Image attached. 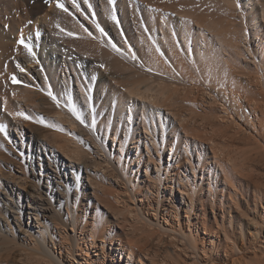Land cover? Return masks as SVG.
Returning <instances> with one entry per match:
<instances>
[{
  "label": "bare ground",
  "instance_id": "bare-ground-1",
  "mask_svg": "<svg viewBox=\"0 0 264 264\" xmlns=\"http://www.w3.org/2000/svg\"><path fill=\"white\" fill-rule=\"evenodd\" d=\"M164 1L0 0L1 16L19 14L18 23L13 21V25L17 27L20 35L25 34L28 29H32L34 34L42 33L43 36L49 32L47 38L43 37V46L40 48L44 51L45 45L50 47L45 57L47 68H39L35 77L43 79V84L52 80L48 92L52 99H41V106H52L54 109L51 116L54 120L68 122L72 131V134L64 137V145L70 147L63 149L57 143L58 148L53 150L54 157L60 159L64 172L67 166L72 168L73 183L79 189L82 186L92 187L93 195H99L100 189L103 202L109 201L112 194L116 201H112L116 204L112 206L111 212L107 211V217H104L97 209L91 214L86 210L80 215L75 210L77 202L71 208L67 200V207L65 210L61 207V212H58L60 214H57L60 216L56 217L54 208L42 205V193L36 194L40 191L38 186L35 185L38 187L35 192H27V203L20 205L18 216H15L14 212L11 216L20 221L19 230L22 232L23 244L27 245L33 254L38 255L44 264H175L173 254L180 258L189 256V253L200 256L201 249L205 253L204 242L208 238L211 244L209 247H212L216 239L225 238L229 247L238 252L243 250L238 245V235L247 233L251 238L263 240L264 173L253 172L257 170L255 166H264V146H260L254 156L251 152L258 147L254 149L242 145L241 148L234 142L230 143L232 147L235 146L233 149L229 146L222 147L211 136L208 137V145H205L198 137L190 136V130L197 124L200 125L199 117L195 114L197 111L189 109L183 112L179 107H165H173L175 104L180 106V101L187 99L184 88L165 83L163 80L156 81V78H163L173 69L179 73L183 72L182 67L177 68V65L175 68L174 64L175 61L178 64L180 58L204 72L211 73L215 69L218 73L217 69L222 68L227 70L226 73L220 75L223 73L221 70L219 75H215L214 84L211 80L206 84L213 87L220 99L229 102L235 111L241 107L242 101L248 102L259 119V113L264 115V0H217L233 14L239 12L243 20L242 26L236 29L234 34H229V37L227 33L219 31L220 29L214 33L215 26L213 29L203 22L202 24L200 21H192L187 12L167 9ZM115 8L122 14L125 27L130 17L133 21H141L139 14H149L146 20L152 31L151 36L144 35L140 28L133 34H128L131 36L130 40L137 44L138 50L134 49L127 39L114 42L102 31L101 24L108 18L112 19L111 10ZM81 9L86 10L83 14L88 12L87 14H104L102 17L109 16L101 19V23L100 18L94 20L97 26L94 31L96 37L100 42L112 46L114 51L128 57L127 59L135 56L142 66L152 72L154 75L151 80H143L147 81L146 86L141 85L142 78H138L139 82L138 79L135 80L137 84L130 82L126 84L125 90L120 89L121 81L116 75L118 72L113 74L106 68L105 71L95 68L94 58L77 56L71 48L60 44L56 37L50 34L58 31L57 21L61 24L65 20L61 18V14H78ZM84 17L83 22L88 23L90 19ZM87 43L83 44L89 45ZM4 47L7 49L8 44ZM164 52H167V55ZM171 58L175 60L174 63H171ZM64 67L76 75L77 86H74V83L72 85L73 81L67 72H64ZM61 71L63 76L60 75ZM97 72L99 81L93 88ZM132 73L125 77L132 78ZM86 74L92 77L91 80L86 79ZM125 77L124 79H127ZM60 82L67 90L65 96L69 101L65 97L59 104ZM26 87L20 91L23 92L22 97L16 95L21 97V101L39 95L40 91L36 94L30 84ZM93 91L94 96L95 93H100L99 96L96 95L95 101L92 99ZM206 93L210 98L216 97L211 92ZM7 96L4 98L5 103L12 104L11 98ZM80 99L87 101V108L93 112L98 105H108L110 111L104 122L105 138L109 137L113 143L114 150L111 153L117 164L115 167L107 158L95 161L92 165L88 163L87 157L85 158L86 148L83 149L77 141V129L72 120L74 116H80L77 110V102ZM219 107L228 113L229 108L225 104L222 103ZM1 118H4L3 122H10V118L2 114L0 122ZM231 118L221 116L222 124L211 126L216 132L218 129L220 131L222 126L223 132L228 131L230 126L231 129H241L238 128L236 119ZM12 122L19 124L14 118L9 126H12ZM224 122H230L231 125L228 127ZM90 136L92 138L91 134ZM54 142L56 143L55 140ZM101 151L100 148L99 152ZM234 151H237V154H234ZM73 162L74 164H71ZM245 169L251 172L246 175ZM9 174L15 182L13 189L17 188L19 197L25 194V189L19 185V181L23 180L25 183L26 177L12 171ZM102 180L109 181L114 190L108 189ZM129 199L139 200L141 203H138V207L132 206L128 203ZM49 214L60 222L55 220L54 226L48 223ZM24 215L30 216V219L23 221ZM4 219V227L15 233L16 227H12L10 219ZM68 228H71L73 233H70ZM50 242L54 248H58L57 254L51 249ZM23 244L21 246H24ZM1 245L0 241V247ZM169 247L174 248L173 254L169 252ZM166 250L169 252H166L167 255L163 253ZM258 258L264 264V258ZM0 264H4L1 259Z\"/></svg>",
  "mask_w": 264,
  "mask_h": 264
},
{
  "label": "rangeland",
  "instance_id": "rangeland-1",
  "mask_svg": "<svg viewBox=\"0 0 264 264\" xmlns=\"http://www.w3.org/2000/svg\"><path fill=\"white\" fill-rule=\"evenodd\" d=\"M165 1V7H167V9L170 8L177 11L187 12L189 13L188 15L190 19H193L192 21H200L201 23L203 22L204 25L210 26L213 29L215 26L216 29L213 30L214 33L215 31L217 33V29H220L219 31L227 33V37H229V34H234L235 30L242 26L243 20L241 18V14H239V12H237V14H233L217 0ZM84 11L86 10L81 9L78 14H61V18L65 19L61 24L59 21H57V24L60 25H57V27H59V29L61 30L58 29L56 33L53 32L50 34L54 35L58 42H60V44L66 45L67 48H71L77 56H88L92 59L94 58L93 60L96 64L94 66L95 68H101L102 71H105L107 69L113 74H116L118 72V74L116 75L121 81L119 83L120 89L122 88L123 90H125L128 83H136L135 80H137L138 78H142V81L149 79L151 80V76L154 74L148 71L146 67L142 66L135 56L129 57V59H127L128 57H126L125 55L122 56V54L114 51L112 49V46H108L100 42V40L96 37L94 31L97 26L94 20L100 18L99 21L101 23L102 20L108 18L109 16L102 17V15L104 14H87L88 12H86V14H83ZM111 11L113 12H111L112 19L108 18L107 20H104V24H101V29L106 34V36L114 42H119L121 40L123 41L124 39H127L128 41H130L131 46L134 49L138 50V48L136 47L137 44L133 43L130 40L131 36H129L128 34H133L135 30H138V28H140L142 32L144 31V35H152V31H150L148 27V20H146L149 14H146L145 12L139 14L141 21H133L132 17H130L129 22L125 27L124 20L122 19V14H119V9L115 8ZM86 15L88 17V20L90 19V22L88 21V23L83 22V17ZM7 16L6 14H2V16L0 14V114L10 118V122L8 123H6L5 121L3 122L4 118H1L0 122V129H2V131H0V241L2 243V247H0V259L2 260V262H4V264H44V261L38 255L33 254V252L27 247V245L25 246L23 244L24 240L21 238L22 232L21 230H19L20 221L11 216L13 212L14 214H16L15 216L19 215L18 208L23 203H27V200L29 199L26 194L27 192H35V188L39 187L38 189L40 191H38V193L36 194H39V192L42 193L43 200L41 201L42 203H44L42 205L54 208L56 211V213L54 212V214H56V217L60 216L57 214H60L58 212L60 211L61 207L64 208V210L65 207H67L65 206L67 200L70 203L69 207L72 206L71 208H73V206H75L77 202L75 210L76 212L78 211L80 215H82V213H85L84 211L86 210L91 214L93 211H95V209H97V211L103 214L104 217H107L108 212H111L113 210V207L116 204L114 202L116 201H114L115 197L112 194L109 201L106 200V202H103L100 198V194H102L100 189H98V191L100 192L99 195H93L94 191L92 187L85 188V186H82V188L79 189L77 185L73 183L72 168L70 166H67L65 168L66 172H64L60 159L54 157L53 150L55 149V147L58 148L56 146L57 143L58 145H61L63 149L70 147L64 145V137H68L69 134H72V131L68 127V122H58L54 120V118L51 116V111L54 109L52 106H41V101L44 98L52 99L51 94H48V92H50L49 83H53L52 80H50L49 83L47 82V84H43V81H41L43 79L35 77V74L37 71H39V68H47V61L45 57L47 56V51L50 47L45 45L44 51H42V49L40 48L41 46H43L41 45V43H43V39L48 37L49 32L48 34L46 33L43 36L42 33L38 32L39 34H34L32 29H28L26 32L27 34L23 33V35H20L17 27L13 25L15 21H17L18 23L20 18L18 17L19 14H7ZM87 17L84 18L87 19ZM65 29L68 30L66 31L67 33L63 31ZM18 33L20 37L18 36ZM2 39H4L3 41H5L4 45L8 44L7 49L4 47ZM21 40H23V43L20 42ZM91 40L93 41V43H89V41L91 42ZM37 41H39L40 45H38ZM84 42H88L87 44L89 45L85 46V44H83ZM25 44L28 45V47H25ZM90 44L93 45L91 46ZM218 46L219 44L217 45V48ZM2 48L4 51L2 50ZM164 53L166 54L167 52ZM170 60L171 63H174L175 61L172 58ZM174 64L175 68L177 65V68L182 67L183 72L179 73L174 69L173 71L169 70L166 76H163V78L160 77L162 79L156 78V81L163 80L165 81V83L177 85L182 89L184 88L187 99L183 102L180 101V106L175 104L173 105V107H165L171 109L179 107V109L184 110L183 112L189 109H194L195 111H197L195 112V114L197 117H199L200 125L197 124L193 127V129L190 130V136L198 137L199 140L205 142V145H208L209 142L207 140L208 137L211 136L215 138L217 144L222 145V147L229 146L231 148L232 146L230 143L233 142L236 143V145H240L241 148H243L242 145H245L244 147H258L257 149L254 148L255 150L251 152L255 156V153L259 150V147L262 145L264 146V115L262 113H259V119H257L256 114L246 101H242V105L238 109V111L233 110L229 105V102L227 103L223 99H220V96L215 91V89L206 84V82L210 80V82L213 83L216 79L215 75H219V72L223 70L222 68H216L217 70H219L218 73L214 69L211 73L208 71V74L207 71L204 72L203 70L195 69L189 62H187L183 58H180L178 64L176 61ZM64 70V72H67V74L73 81L72 85L74 83V86H77V77L76 75L71 74L72 70L69 71V68L66 69L65 67ZM226 71L227 70L221 71L223 73H220V75L225 74ZM129 73H132L131 75L134 74L133 76L135 77H125L128 76ZM61 74L62 71L60 72V75ZM98 76L99 75L97 72V76L93 83V88H95L96 82L99 81ZM124 77L127 79H124ZM91 78L92 77L90 75L86 74L87 80H91ZM139 79L137 80L138 82ZM31 83L33 87L31 86ZM61 83L62 82L59 83L58 87V95L61 97L60 101L58 102L59 104L61 102V99H64L65 97L67 98L65 99L69 101V98L65 96V92L67 93V90L63 88L64 86ZM29 84L31 89L33 88L32 90L36 94H38V92L40 91V96H33V99H29L30 101H21L20 99L23 95V92L20 91L26 89V86ZM146 84L147 81H143L141 85L146 86ZM206 91L211 92V94L216 97L210 98L209 95H207ZM99 94V92L95 93L94 96L93 91L92 99L95 101L97 98L96 95L99 96ZM5 95H8L7 97L11 98L12 104L5 103ZM16 95H19L21 97H16ZM36 103L38 104L36 105ZM87 103L88 102H85L84 99L78 100L77 110L80 113V116L79 118L77 116H74L72 119L75 122L74 126L77 129L75 131L77 141L80 142L81 146H83V149H87H85L84 154L86 153L85 158L87 157L86 159L88 160V163L92 165L93 162L95 163V161H103L105 158H107L111 162V164H114L113 166L115 167L117 164L111 153L112 150H114L113 143L111 139H109V137L105 138L106 123L104 122L109 117L110 111L107 107L108 105H98L95 112H93L92 110L87 108ZM222 103L229 108L228 113L223 112L222 109H220L219 106ZM70 106L72 109H74V106L72 104ZM225 115L229 116L230 118L232 117L236 119L238 128L241 129H237L236 127L231 129L230 122H224V125L227 124L228 127L230 126L228 128L229 130L223 132V129H221L223 127L222 126L220 128V131L218 129V131L216 132V130L212 128L211 125L217 123V125L220 126L223 122L220 117ZM208 116L209 118H207ZM14 118L19 124L16 125L14 122H12V126H9L11 120H13ZM41 132H43V134ZM90 134L92 135V138L97 141H95L97 144L93 141ZM54 136L56 139L54 138ZM40 137H43L44 140H41ZM54 140L56 141V143L54 142ZM42 142H44V144H42ZM240 146H236V148ZM100 148L102 149L101 152H99ZM233 148H235V146H233L232 149ZM94 149L99 153L98 155L96 154ZM169 153L170 150L168 151V155ZM235 153L237 154V151H234V154ZM237 161L239 163L240 160L238 159ZM250 163L251 162L248 161V164ZM71 164H74V162ZM68 165H70V162H68ZM255 167V170H257L253 173H257V171H259L258 173H264V166ZM245 170L246 171H244V173L246 175L251 172L250 170H248V172L247 169ZM10 171L15 174L18 173L24 175L26 177L25 181L27 183H24L23 180L19 181V185L25 189V194H21L20 197L17 194V188L13 189V185L15 182L9 174ZM76 172L78 173L77 168ZM22 183L24 184L22 185ZM102 183H104L108 189H113V186L109 181L102 180ZM35 185L38 187H36ZM20 200L21 202H19ZM128 203L132 206L135 205L138 207V203L141 202H139V200L129 199ZM49 215L50 216L47 220L51 225H56V221L60 222V220H57V218L53 219V216H51V214ZM4 218L10 219V221L12 222V227H16L15 233H13L11 230H7V228L4 227ZM29 219L30 216H23V221H28ZM71 226L72 225L70 224L69 227ZM68 230L70 231V233H73L71 228H68ZM236 238H238V245L243 248L242 251L238 252L237 250L230 248L229 242L225 240V238H222L221 240L216 239L215 243H212V247H209V245L211 244L209 243L208 238L204 242L206 251L204 253V251L201 249L200 256H195V254L193 256V254L189 253V256L184 255L183 257L179 258L177 255L174 256L173 247H169V252L173 254L171 255L172 257H174L175 264H263L261 260H258V257L264 258V234H262L263 240H258V238L255 239L253 237L251 238L247 233L243 236L238 235L236 236ZM22 244L24 246H21ZM50 245L51 249L56 251L57 254L58 248H54V245L51 242ZM166 252L167 250L163 253L167 255V253L169 252Z\"/></svg>",
  "mask_w": 264,
  "mask_h": 264
},
{
  "label": "snow or ice",
  "instance_id": "snow-or-ice-1",
  "mask_svg": "<svg viewBox=\"0 0 264 264\" xmlns=\"http://www.w3.org/2000/svg\"><path fill=\"white\" fill-rule=\"evenodd\" d=\"M60 7H63V5H59ZM21 43H23V40L20 41ZM25 47H28V45L25 44ZM79 118V117H78ZM0 131H2V129H0Z\"/></svg>",
  "mask_w": 264,
  "mask_h": 264
}]
</instances>
